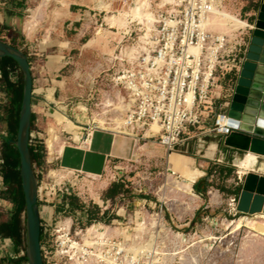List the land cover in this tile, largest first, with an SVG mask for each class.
I'll list each match as a JSON object with an SVG mask.
<instances>
[{"label":"rangeland","instance_id":"1","mask_svg":"<svg viewBox=\"0 0 264 264\" xmlns=\"http://www.w3.org/2000/svg\"><path fill=\"white\" fill-rule=\"evenodd\" d=\"M100 1L109 4L110 7L104 8ZM221 1V9L228 10L240 19H246L247 22L248 16L246 17L245 13L248 9L251 11L254 0ZM127 2L128 0H25L24 8L18 12L20 14L10 16L8 5L0 0V17L3 14L15 17L24 25L26 34L18 37L16 43L19 49L26 51L30 63H67L60 71L54 72L58 74L56 78L63 82L60 83L62 88L59 94L53 98L57 100L55 104L58 107L61 103L67 106L65 112L83 127L89 121H95L101 125L99 121L104 120L108 123L104 126L114 130V121L121 123L123 112L119 107L120 98L126 93L114 84L113 76L119 69L118 63H121L119 60L114 61V57L120 55L122 47H132L136 44L140 35L146 36L151 27V24L148 27L137 19L132 20L130 16L126 27L121 29L112 23V17L118 18L124 12L123 6ZM141 2L147 5L146 8L154 16L167 8L163 5L166 0H141ZM132 5H135V2ZM216 23L217 20L214 18L213 29ZM7 27L12 29L10 24ZM128 30L133 32L131 37H125ZM215 30L219 31V27ZM143 31L145 33H142ZM234 32L231 31L230 35ZM1 37L6 39L5 42L10 43L6 35ZM12 81L20 83V74L13 75ZM93 81L96 82L95 94L89 99L88 94ZM35 84L36 92L40 96L43 95L40 94L43 89L54 88L52 82L43 84L36 81ZM44 97L48 102L47 97ZM6 102V94L0 91V113L1 106ZM49 108L45 107L43 110L41 108L40 115L35 112L34 124L40 133L49 126L57 128L58 132L55 131L59 136V144L55 149L56 154L62 155L65 148L84 146L74 141V133L66 129V123L62 126L56 125V119L49 116L51 113ZM83 130L80 127L75 129L80 136ZM0 131L6 134L4 122H0ZM202 135L199 132L196 139ZM146 143L149 146L148 150L141 149L140 147H144ZM136 153L137 158L123 165L121 169L123 171H116L115 165L111 164L107 174L93 180L86 175L64 171L60 165L50 164L45 149L44 165L38 170L40 176L38 174L37 183H43V187H47L49 192L56 189L64 193L66 190L72 193V197L65 199L70 206L68 215L57 214L52 205H57L59 200H55V198L58 199L57 197L50 198L51 206L47 210L48 214H43L46 221L51 215H53L54 224L64 219H72L76 213H82L87 207L100 222L105 219L101 216L103 213H106L111 221L118 219V216L122 218L125 213L134 217L142 211L143 201L146 200L149 203H158V211L162 206L167 229L162 227L154 229L155 226H149V230H145L140 236H145L143 238L145 242L150 237L152 241H155L153 236H157L160 229L165 230V237H170L168 242L162 245V251L168 255L167 264H264V236L245 226L235 231L237 219L254 216L240 214L237 210L231 212L225 201L226 192L221 191L222 188L228 191L240 186L235 170L228 178L224 177L220 181L213 182L214 185L209 189L214 195H210V198L218 196V203H213L209 209L203 211L200 201L194 202L191 199L185 179L176 174L180 177L177 180V176L173 175L174 167L169 160L170 154L174 153L188 159L189 165L194 158L192 154L168 153L157 139L142 141ZM95 166L93 165V170ZM62 167H78L74 151H66ZM210 168L212 169L209 170L213 173L214 167L210 165ZM235 182H238L236 187ZM111 192L117 193L114 199L109 197ZM237 202L236 199L235 209ZM72 203L75 204L74 210ZM10 209H13L12 206L8 207V210ZM152 213L151 208L148 207L147 211L142 212L141 217L137 215V219L149 221ZM140 222L137 221V223ZM136 231L138 232L137 229ZM179 233H183L184 236L174 238V235ZM133 235L138 236L139 233H133ZM49 243H45L46 249ZM19 249L21 255L17 258L25 255V238ZM174 253L181 254L170 255Z\"/></svg>","mask_w":264,"mask_h":264},{"label":"built area","instance_id":"2","mask_svg":"<svg viewBox=\"0 0 264 264\" xmlns=\"http://www.w3.org/2000/svg\"><path fill=\"white\" fill-rule=\"evenodd\" d=\"M166 7L156 13L154 26L148 35H140L136 44L122 47L120 55L114 57V61L119 60L121 63H118L119 69L114 74L113 81L126 93L120 98L123 112L121 123L115 120L114 130H109L104 125L89 121L81 132L78 144L87 146L88 139L95 132L103 131L125 135L138 142L157 139L168 153L191 154L189 147L193 136H197L201 126L213 112L218 73L222 71L230 74L234 71L242 36L248 25L232 35L213 29L210 19L217 9L222 8L221 0H168ZM132 33L128 30L125 37H131ZM95 88L96 82L93 81L89 99L94 97ZM43 106L58 109L55 103L46 102ZM49 116L55 118L52 113ZM230 122L227 113L218 114L214 127L206 134L228 136L233 130L239 129V126ZM153 126H157L159 132L148 136L147 132ZM49 129L48 127L40 133L34 124L29 134V148H33L35 152L43 148V165L46 149L50 164L58 165L62 155H51L48 150V142L51 141ZM1 165L3 163L0 158ZM114 168L116 171H123ZM179 179L177 176V180ZM43 186V183H38L37 201L44 239V264H167L165 256L157 252L170 239L169 236L165 237L166 221L162 206L158 211V203L144 200L142 211L134 217L125 213L126 217L118 216V219L111 221L103 213V222L98 221L87 207L82 213H76L74 218L54 224L53 215L47 221L43 215L48 214L50 198L57 197L55 200H59L57 205H52L57 214L68 215L70 206L65 199L72 197V193L56 189L49 192ZM1 192H4V186L0 178ZM235 206L236 199L233 198L231 212L236 211ZM148 207L153 212L151 220L137 219V215L141 217ZM150 221L157 223L154 229H165H160L157 236H153L156 237L154 240L157 250L135 251L134 248L145 246L152 238L145 242V236H140L145 230H149V226L154 227ZM140 225L145 229L140 230ZM96 226L101 228H95ZM182 236L184 234L179 233L174 238ZM46 242H50L48 249L45 248Z\"/></svg>","mask_w":264,"mask_h":264},{"label":"water","instance_id":"3","mask_svg":"<svg viewBox=\"0 0 264 264\" xmlns=\"http://www.w3.org/2000/svg\"><path fill=\"white\" fill-rule=\"evenodd\" d=\"M252 14L237 55V65L228 81L227 115L231 124L239 126L228 137L204 134L195 140L189 153L217 160L235 168L243 166L246 158L253 156L254 164L246 166L239 176L240 193L236 210L240 214L264 215V0H254ZM10 57L19 67L22 77V98L15 139L7 140L19 156V176L24 198V238L26 264H44L41 244V221L37 201L38 183L32 169L29 134L31 131L33 76L28 55L14 45L0 40V58ZM234 150L232 158L220 152L219 144ZM207 143L215 150L207 154ZM239 173V172H237Z\"/></svg>","mask_w":264,"mask_h":264},{"label":"crops","instance_id":"4","mask_svg":"<svg viewBox=\"0 0 264 264\" xmlns=\"http://www.w3.org/2000/svg\"><path fill=\"white\" fill-rule=\"evenodd\" d=\"M248 12V13H247ZM245 13V16L252 14L253 11L247 10ZM20 13L10 14V16H14ZM246 21V19H244ZM0 24L1 25H11L12 29L15 30L18 34V36H24L25 29L24 25L21 24L17 18L15 17H9L8 15L3 14L2 17H0ZM28 55V54H27ZM29 58V57H28ZM30 62V61H29ZM67 63H30V69L33 76V87L35 94H33L34 99H32V111L33 115L35 116V112L37 115H40L42 110L44 109V103H46V89H43L39 95V93L36 92V81L42 82L43 84L52 82L54 86V93L53 96L57 97L58 92L62 88L63 81L58 80L56 78V75L54 72L60 71ZM6 73L8 75L9 80L12 83L19 84L18 82L12 81V76L16 74H20L19 67L16 65H12L10 67L6 68ZM231 74V73H230ZM229 73L219 72V76L217 77V85L214 89V109L211 114V117L207 119L203 126H201L200 134H206L209 133L210 130L214 127L215 119L218 114L221 113H227V106L228 101L226 98L228 97V88H227V81L230 78ZM55 82V83H53ZM5 93V92H4ZM45 98V99H44ZM39 99V100H38ZM43 99V100H42ZM36 101V103H35ZM42 101V102H41ZM41 102V103H40ZM41 107V108H40ZM2 110V109H1ZM36 110V111H35ZM0 116H2V111L0 113ZM36 117V116H35ZM37 119V118H36ZM1 122V121H0ZM3 123V122H1ZM5 131V130H4ZM4 131H0V135L3 134ZM229 136V135H228ZM225 136V137H228ZM197 137V136H196ZM196 137L193 136L192 141V149L193 152L195 150V140ZM91 142L87 146L82 147H71V148H65L63 150L62 156L60 158V161L58 165H60V168L67 172H73V174H81L86 175L90 177H97L102 178L105 174L108 173L111 164L115 165L118 169H123L122 166L126 165L127 162L132 161L134 158H137L136 150L139 148L141 142H138L134 138L125 136V135H115L109 132H103V131H97L95 132L91 137ZM143 150H148L149 146L148 143L144 147H140ZM164 148V147H163ZM72 150L76 154V159L78 160V167L70 168V167H62V162L64 161L66 151ZM166 150V149H165ZM219 150L220 152H225L226 158H232L234 156V150L229 149L224 146V141H222L219 144ZM220 154V153H219ZM217 155V160H211L207 158H203L198 156L195 153H192L193 164L192 167L198 168L203 172V176L199 177L193 184H192V190L194 193V196H190L191 199L196 202L200 201L201 204V210H206L213 205V203H218V196L216 198H210V195H214L213 191L208 188V191L206 193V196H203L202 194H197L195 191V186L198 185V188L204 189L203 181L207 177V181L209 183H213L214 181H220V173L218 172L220 168H231L233 171L235 170V174L238 175L237 172H239V168L232 167L227 164H223L218 162L220 155ZM198 156L199 158L195 157ZM203 158V159H201ZM199 163V164H198ZM89 164V165H88ZM93 165H96L93 170ZM199 167H198V166ZM214 167V171L211 175H209V169ZM237 178H239L237 176ZM238 182H235V187L238 186ZM237 188V187H236ZM232 189H228V193H226L225 201L227 203V206L230 207L231 200L233 198L237 199L238 196L235 195V191ZM225 194V193H223ZM209 198H208V196ZM209 200V201H208ZM188 205V203H187ZM7 206V208H5ZM11 205L8 202H4L0 200V225L6 223L13 212V209L8 210V207ZM192 223V222H191ZM21 251L19 249V246L15 244V242L8 237H4L0 235V260L3 264H12L14 260H17V257H20Z\"/></svg>","mask_w":264,"mask_h":264},{"label":"trees","instance_id":"5","mask_svg":"<svg viewBox=\"0 0 264 264\" xmlns=\"http://www.w3.org/2000/svg\"><path fill=\"white\" fill-rule=\"evenodd\" d=\"M6 2L8 5L9 14L18 13L19 10L24 8L25 0H2ZM1 35H6L8 40L12 45L18 47L16 43L18 39V34L16 31L11 28L0 24V40L6 41V39L2 38ZM23 52L26 53L25 50ZM12 65H16V62L10 57H2L0 58V91L5 92L9 103L3 109V114L0 116V121L7 123L8 126V138L3 141L1 145L0 158L3 165L0 166V178L2 179V183L4 186V192L0 193V200L4 202H8L12 208L13 212L11 214L10 219L0 225V235L4 237L11 238L17 246H20L23 238H24V226H23V216H24V198L21 190V180L19 176V156L17 150L14 146L8 145L7 140L15 139L18 127V119H19V111L21 105L22 98V77L20 73V83H12L8 75L6 73V68ZM18 67V66H17ZM7 78V80L5 79ZM35 116L32 114L31 117V129L34 127ZM43 148H39L37 152L30 148V157L32 163V169L34 174L36 175V180H39L38 170L43 166ZM221 175L220 179L222 180L224 177H229L233 169L231 168H220L218 171ZM212 174V171H209V175ZM207 177L203 181L204 189L198 188V185L195 186V191L197 194H202L206 196L209 187H212L214 184L209 183L207 181ZM222 192L228 193V191L224 188L221 189ZM240 187L235 191V195H239ZM117 196V193L111 192L110 198L114 199ZM72 207L74 210L75 204L72 203ZM79 209V207H78ZM44 239L41 234V244ZM26 263L25 255L17 260H14L12 264H22ZM0 264H3L0 260Z\"/></svg>","mask_w":264,"mask_h":264},{"label":"bare ground","instance_id":"6","mask_svg":"<svg viewBox=\"0 0 264 264\" xmlns=\"http://www.w3.org/2000/svg\"><path fill=\"white\" fill-rule=\"evenodd\" d=\"M99 2V1H98ZM135 2V5H132ZM168 2V0H166V2L163 3V5H166V3ZM100 3L102 4V6L105 8H109V4L104 3L102 1H100ZM124 3V2H123ZM147 5H145L143 2H141V0H128L127 4L123 6L124 12L119 15V17H112L113 20V24H115L116 26L119 27V29L126 27V24L128 23V17L130 16L132 18V20H139V22L142 24H147L148 27L151 24L150 27V31L152 30L153 26H154V22L156 19V15L154 16L153 13H151V11H149L146 8ZM215 18V20H217L215 29H217L219 27V31L221 33H225V34H230L231 31H236L242 27H245L247 25V22L245 20L240 19L236 14L225 10V9H217L216 14L213 15L211 17V25L213 23V19ZM213 26V25H212ZM146 33L145 35H148L149 32ZM7 80V78H5ZM53 90L54 88H49L46 90V97L49 100L48 103H56V99L53 98ZM39 100V99H38ZM42 102V101H41ZM40 102V103H41ZM59 104V103H58ZM66 107L64 104L61 103V105L58 107V109H50V112L54 115L57 125L58 126H62L66 123V129L69 130L71 133H74V141L79 142L80 141V133H78L77 131H75V129L77 127L80 128H84L83 126H81L79 123H77L76 121H74L72 118H70V116L67 114V112H65ZM119 107L122 108V105H120ZM48 108V107H47ZM83 108V107H82ZM77 120V119H76ZM79 122V121H78ZM101 125H105L106 122L104 120H100L99 121ZM225 123V121L223 122ZM49 134H51V141L48 142V150H50L51 155L56 154V148L58 147L59 144V136L57 135V132L55 131L56 129L52 126H49ZM113 129V128H112ZM159 132V129L157 126H153L151 128V130H149L147 132L148 136H153L156 135ZM91 140L88 139L87 144H90ZM208 149H207V154H211L212 151L215 150V144L214 143H207ZM170 163L173 165V174H178L180 175L181 178L185 179V182L187 183V189L189 190V194L190 196H194V193L192 192V188L191 185L199 178L203 176V172L195 167H192L193 164V160H191V163L188 165V159H186L185 157L178 155V154H170ZM255 162V158L253 156H249L246 158L245 162L243 163V166H241L239 168V175L241 176L242 174H244V172H246L245 167L249 166L251 167ZM72 173V172H69ZM90 177V176H89ZM90 179L96 180L97 177H90ZM196 183V182H195ZM186 191V190H184ZM187 192V191H186ZM153 226H156L157 223L154 221L152 223ZM242 226L248 227L251 230L257 232V234H260L262 236H264V215L262 214H258V215H254L253 218H249V217H242L240 219L236 220V226H235V231L239 230ZM95 228L100 229L101 226H96ZM140 230H144L145 227L140 225ZM154 239H156V237H154ZM153 239V240H154ZM205 241V240H204ZM203 242V241H201ZM135 251H140V250H148V251H152L154 252V250L156 251V240L152 241V239L150 241L147 242V244L145 246H139L134 248ZM158 253H160L161 255L165 256L164 260L167 259L166 257L168 255L164 254V252L161 249L157 250ZM181 253H174V254H170L172 256H178ZM166 261V260H165ZM197 264V263H195Z\"/></svg>","mask_w":264,"mask_h":264},{"label":"flooded vegetation","instance_id":"7","mask_svg":"<svg viewBox=\"0 0 264 264\" xmlns=\"http://www.w3.org/2000/svg\"><path fill=\"white\" fill-rule=\"evenodd\" d=\"M8 103H9V100H8V97H7V102L4 105L1 106L2 114H3V109L7 106ZM5 125H6V134L4 135V133H3L2 135H0V143H1V145H2L3 141H5L8 138V134H9L8 133V129H7L8 128L7 123H5Z\"/></svg>","mask_w":264,"mask_h":264}]
</instances>
